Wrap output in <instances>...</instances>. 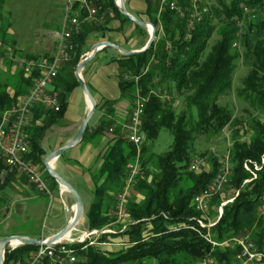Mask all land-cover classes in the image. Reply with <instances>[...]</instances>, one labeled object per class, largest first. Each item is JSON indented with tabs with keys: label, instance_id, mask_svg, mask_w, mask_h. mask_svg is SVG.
<instances>
[{
	"label": "trees",
	"instance_id": "1",
	"mask_svg": "<svg viewBox=\"0 0 264 264\" xmlns=\"http://www.w3.org/2000/svg\"><path fill=\"white\" fill-rule=\"evenodd\" d=\"M144 1V22L155 27V39L150 47L140 53L121 56L117 60L120 69L118 98L129 99L131 104L137 97L145 99L139 167L143 171L147 163L152 164L157 174L150 179L134 176L135 183L126 204L125 229L120 231L118 229L122 225L116 226L117 232L97 237V244L88 245V241L72 244L70 247L76 256L72 264H177L178 258L193 259L197 263L204 257L212 258V264H233L234 255L239 251L237 246L232 257L230 249L223 250L221 246L211 243L218 244L245 235L243 237H247L261 251L264 241V220L258 214L261 199L264 198V0H213L203 12L201 9L205 5L198 0L196 10L201 17L199 21L192 20L191 28L187 24L192 12L191 3L186 0H179V5L185 10L181 16L169 9H164L158 15L157 2ZM94 2L98 13L108 11L120 23H130L129 18L116 9L114 0ZM111 18L106 16L102 24H84L81 33L72 38L75 48L53 81L56 88L60 87L57 92L59 109L57 112L45 111L47 119L40 126L25 128L29 144L25 158L35 162L43 179L50 183L51 191L58 185L42 166L44 153L40 140L45 128L64 115L66 93L78 86L75 77L72 75L69 78L68 75L80 61L86 36L91 31L106 30L103 25ZM213 31L219 39L203 57V50ZM7 38V33L0 28V42ZM18 55L25 64L32 62L33 66L26 71L25 64L20 65L14 78L0 80V112L14 105L17 97L28 91L33 80L39 76L36 65L41 59H50L51 56L48 57L46 52L41 56L28 52H19ZM238 59L244 65H249V70L241 77L242 85L236 90L237 96L256 110L262 120L257 117L249 119L247 130L251 137L248 141L241 140L235 128L232 130L234 140L228 158L231 171L225 187L233 188L236 193L225 199L232 200L221 206V214L211 216L214 225L207 229L196 222L198 219L206 221V218L196 212L190 201L203 187H207L221 165L217 155L202 152L199 157L205 158L210 165L209 170L191 171V145L200 133L214 135L231 123L232 111L218 105L217 101L231 87L232 73ZM127 74V79H123ZM17 79L19 85H15ZM8 88L14 89L13 94L8 92ZM170 89H174L177 95H183V110L176 112L173 98L170 101L162 98L161 94L169 95ZM116 101H106L104 105L110 106ZM191 108L196 110L195 119ZM39 110L40 107L32 110L35 118H39ZM110 123L105 117L100 119L95 134L101 135ZM161 128L172 134V146L165 153L146 156L147 146L155 140ZM120 131L121 127L117 129L112 143L103 148L98 170L90 176L94 200L84 211L87 230L102 229L107 225L113 227L110 224L113 222L115 195L125 183L127 165L136 157L134 144L120 135ZM243 163L251 168L253 163L260 165L254 171L255 179L244 182L251 179V175ZM4 165V161L0 160V171ZM7 178L8 175L3 179L0 177V191L4 189ZM225 200L220 193H216L209 203L210 209L217 208ZM115 239H120L115 244L118 248H102V244L114 243L112 241ZM36 248V245L24 244L15 248L6 246L3 264H24ZM259 262L264 264V258L261 257Z\"/></svg>",
	"mask_w": 264,
	"mask_h": 264
},
{
	"label": "crops",
	"instance_id": "2",
	"mask_svg": "<svg viewBox=\"0 0 264 264\" xmlns=\"http://www.w3.org/2000/svg\"><path fill=\"white\" fill-rule=\"evenodd\" d=\"M127 2L129 10L131 12H129L128 10L126 11L131 16L138 19L140 18L145 21V1L128 0ZM98 15L102 17V20H99L97 23L100 22L102 24L103 21L106 19V16L111 18L113 13L105 11L98 13ZM90 23L94 22L83 20L80 23L79 28H81L82 31L83 25L87 24L89 26ZM103 26L106 27V30L91 31L89 35L86 36V39L84 40L85 44L83 46V48H85V51H89V49L93 48L97 41H107L110 43H114L116 44V46H119L123 50L130 51L140 50V48H142L147 42L145 33H147L148 36L149 29H145L142 26H140V28H136L135 24H133L132 22L120 23L118 19L112 17L110 21H108L107 24ZM53 32H55V30ZM53 32H51L47 36L49 43L47 42L48 44H42L43 50L41 51V54L46 52L48 57L52 54L55 48L54 39L52 38ZM107 48L110 47H106L105 49ZM105 49L98 50L94 54V57L90 60L95 61L94 63H92L90 72L85 69L86 63L84 64L81 70V79L84 84L88 86L90 90L89 93L95 102L94 111L91 119L95 115V112H99L98 118H96V120H94L91 124L89 123V120L91 119H89L86 124V130L84 132V135H82L81 139L79 140L80 142L76 143L71 149L62 152L59 157L50 164L51 168L56 171L59 175H61L66 183L70 184L73 188L77 190L76 192L79 191L78 189L83 188L88 190L91 189L92 193L94 186L90 179V176H92L98 170L99 164L101 162L100 154L103 148L107 147L112 143V139L115 138L118 128L121 127V131L119 134L123 137L125 133H127L125 125L127 124L128 118L130 116L129 108L131 101L129 99L118 98L120 90L117 83L118 78L120 76V69L118 68L117 60H119L123 55H121L114 47L110 48L111 50L113 49L116 52L112 55L103 52ZM30 51L32 50H29L27 52L30 53ZM41 54L39 55L41 56ZM65 63L61 64L58 71L61 70V68H64ZM14 77L15 75L12 78ZM17 84L19 85L18 79L15 80V85ZM52 86L54 91L60 89V87L56 88L54 84H52ZM79 88L80 87H74L70 93H66L65 99L67 102V107L65 108V111L63 113L64 115L45 128L44 135L40 140L41 147L43 149L42 151L44 153V158L47 153H51L54 150H58L59 147L66 145L68 141L73 137V135L78 132L80 128L79 126L84 117L86 116V112L88 110L89 105L88 99H86V97H84L81 92L82 97L84 99L82 108L78 109V112H69V107L72 106L70 103L71 101L75 100L74 97L76 96L77 89ZM8 92L10 94H13L14 89L8 88ZM114 99L117 100L114 104L110 106L104 105L106 101H113ZM35 107H40L41 109V111L39 110L38 112L39 118H35L34 112L32 111L34 108H32V119L28 123L26 128L30 127V125L40 126L42 122L46 121L47 119L46 114H44V112H50L48 111V109H46L40 104H37ZM104 117L109 119L111 123L110 125H108L106 131L101 133V135H97L95 134V130L97 128L96 126L98 125L100 119H103ZM6 175H8L9 178L5 180L4 189L0 191V239L6 237V235H24L25 237L33 239L46 238L51 234L53 235L61 231L63 226L69 220H71L74 214L73 198H71L68 192H66V190L59 185L57 187H54V190L51 191V185H49L50 183L46 179L47 185L49 186L53 197L55 195V198L57 199L50 208L51 212L53 213V217L55 218L56 223L58 225H50V228L48 229V234L43 235L41 233L39 237L35 235L33 236V234L29 235L25 233H10L9 231L11 229L9 228L17 226L19 222L31 220L35 217L37 219L39 218V216L36 214L37 206L39 205L37 199L43 196L42 194H38L36 189L31 190L30 185L26 183V178L22 175H18L12 171H8L4 176ZM8 201H11V203H9ZM84 211L85 210L82 209L83 215L81 219L77 221V223L80 224L82 223L81 221H83L84 226H86V217ZM258 214H260L264 220L263 204L262 206L259 205ZM241 237L246 238L243 236ZM262 242L263 243L261 250H264V241ZM219 246H221L223 250H225L224 248L230 249L232 251L233 257L235 252L234 245L228 243L226 244V246ZM262 258H264V256ZM210 259L212 263H214L213 259ZM260 259L252 261L247 260L245 262H236V260L234 259L233 262L239 264H260Z\"/></svg>",
	"mask_w": 264,
	"mask_h": 264
},
{
	"label": "built area",
	"instance_id": "3",
	"mask_svg": "<svg viewBox=\"0 0 264 264\" xmlns=\"http://www.w3.org/2000/svg\"><path fill=\"white\" fill-rule=\"evenodd\" d=\"M63 19L60 26L53 32L52 38L54 39L55 48L52 52L50 59L43 58L36 65L39 72V76L33 80L28 88V91L18 96L14 105L7 109H3L0 112V160L4 161V168L0 171V177L3 179L4 175L8 171H13L18 175H22L26 179V183L33 186L38 194L48 195L50 197V189L47 185V181L43 179L41 171L35 165V162L25 158V155L29 151V144L26 141L25 127L32 119L31 110L37 104L44 106L50 112H57L60 106L57 92L53 90V80L58 75V69L61 64L67 62L70 59V52L75 48L72 38L78 36L81 33L79 28L80 23L83 20L93 21L97 23L102 20V17L98 15V8L95 5L94 0H63ZM157 2L158 15L164 10L169 9L176 11L181 15L184 14V9L179 5V0H149ZM191 3V14L188 18V27H192V20L199 19L200 12L196 10V3L198 0H186ZM115 7L120 6L119 0H114ZM264 12V6H263ZM25 62L20 60V65H24ZM32 62H27L24 66L26 71L31 70ZM129 74L125 75L123 79H127ZM156 80V79H155ZM154 80V81H155ZM145 102L144 98L137 97L130 105V117L128 123L125 125L127 133H125V139L134 144L136 157L133 161L127 165L128 175L125 179V183L120 189L116 197V202L113 206V222L122 225L120 230H124L127 222V210L126 204L130 198V190L134 185V176L138 175L141 167H139L140 153L139 147L143 144L142 139V108ZM111 131V130H110ZM262 163V159H260ZM248 163H250L248 161ZM201 164V159H194L190 162V169L193 172H198ZM248 173L251 175V179H246L244 182H249L255 179L254 171H257L260 165L253 163L251 168L247 163H243ZM231 171V164L225 161L221 164L219 171L215 173L212 181L203 187L202 190L195 195L190 203L192 207L203 216L209 212V203L212 200L213 194L228 183L229 175ZM222 203L221 205H223ZM220 205V206H221ZM221 214L220 211L218 212ZM218 214V215H219ZM200 227H206L209 229L214 225L207 221L198 219ZM113 229L109 225L104 226L102 229H90L85 232L79 233L76 238L68 237L61 242L55 241L53 245L40 246L34 249L29 254V258L24 264H72L76 261L72 244L76 242L84 243L88 241V245L93 243L97 244L96 238L104 233L112 234ZM206 236H208L206 234ZM209 238V236H208ZM231 243L239 248L236 251L234 258L238 262H245L247 260H257L264 256V250L258 251L254 248L251 241L246 237H232L229 241L219 242L216 244L212 242V245H222ZM198 264H212V261L208 257H204Z\"/></svg>",
	"mask_w": 264,
	"mask_h": 264
},
{
	"label": "rangeland",
	"instance_id": "4",
	"mask_svg": "<svg viewBox=\"0 0 264 264\" xmlns=\"http://www.w3.org/2000/svg\"><path fill=\"white\" fill-rule=\"evenodd\" d=\"M127 1L128 0H124L125 2L124 7L126 10L131 12L129 10ZM201 1L203 2L201 4L205 5V7L203 6V8L201 9L202 12L204 11V9L207 10V6H209V4L213 2V0H201ZM225 1L229 2L230 0H225ZM63 8H64L63 0H0V28L2 29V31L7 33V37H8L7 39L4 40V42H0V80L12 79V77L15 75L14 73L16 72V69L20 68V60L23 59H21V57L18 55L19 52L25 53L29 50H32L30 51V53H32L33 55L41 54L44 43L45 44L49 43L47 36L54 30H56L60 26V23L62 22ZM116 9L118 10V8ZM147 29H149L148 31H150L149 27H147ZM145 35L147 39L148 38L147 33H145ZM218 39L219 37L216 35L215 31H213L210 35V39L207 45H205V48L203 50L204 52L203 57H205L209 53L208 51L210 50L211 45L216 43ZM14 48H16L17 51L14 50ZM105 48L106 47H100L98 50ZM84 49L85 48H83V50L81 51L80 61L84 59L85 55L89 53L92 48L89 49V51L88 50L85 51ZM103 52L108 53L109 55L116 53L115 50L113 49L111 50L110 48L105 49ZM94 62L95 61H90L86 63L85 69L90 72L92 63ZM235 65H236V69L234 73H232L231 87H229V89L227 90L226 95L221 96L217 101L218 105L229 108L232 111L233 115H232V121H230L231 123H229L219 133L218 132L214 133V135L200 133L197 136L196 140L193 142V145H191V151L193 154L192 160L201 159L199 171L201 169H205V171H208L210 168V165H208L205 158L202 159V157L201 158L199 157L200 153L205 152V153H209V154L212 153L214 155H217L221 165L223 162L228 161L229 158L230 145L231 143H233L234 140V136L232 135V130L235 128L241 140L243 139L248 141L251 137L250 132L247 130L248 129L247 123L249 119L257 117L258 119L262 120L260 114L256 110L255 111L252 110L243 101L244 99L238 97L236 93L237 88H239L242 85L241 77L248 72L249 65H244L241 59H238ZM74 69L75 67L71 69L70 74L68 75L69 78L72 75L74 76ZM77 87H79V85ZM56 92H58V90ZM81 92L82 91L80 88L77 89L76 96L74 97L75 100L71 101L70 103L72 105L71 107H69L70 113H74L75 111L78 112V109L82 108L84 99L82 97ZM161 96L166 101H170V99L173 98L172 104L174 105V109L176 110V112L183 110L184 97L183 95L181 96L177 95L174 89H170L169 95L163 93L161 94ZM191 109H192L191 113L193 115L192 117L193 119H195V117L197 116L196 110L194 108ZM98 114L99 112H95L93 118L89 120L90 124L93 123V121L96 120V118H98ZM172 141L173 138L170 131L161 128L157 132L155 140L149 143V145L147 146L146 156L148 155L157 156L158 154L165 153L166 151L169 150L170 146H172ZM156 174H157L156 167H154L152 164L147 163L144 166L143 171L140 170L138 176L141 177L142 179H150L153 175ZM225 186H222L215 192V194L220 193L221 198L224 200L226 198H230L234 193H236L234 192L233 188H228ZM30 189L34 190L35 188L33 186H30ZM78 190L79 191L77 192V194L78 197L81 199L82 209L85 210L86 207L94 200V197L91 193V189L88 190V189L80 188ZM215 194H213V196ZM42 196L43 197H39L37 199L39 205L37 206L36 214L39 216V218L37 219L35 217L31 220H25L24 222L23 221L19 222L17 226H13V228L11 227L9 228L11 229L9 231L10 233L13 234L25 233L29 235L33 234V236L35 235L39 237L41 233L43 235L48 234V229L50 228L49 227L50 225L55 226L57 224L50 208L52 204L55 203V201L57 200L55 198L56 196L54 195L53 197L52 193L50 194L51 199L48 195H42ZM140 199L141 197L138 198V200ZM231 200L232 199L225 200L224 202L219 203L217 208H213V209L209 208V212L206 213L205 215L207 221L212 223L211 216L220 211V207L222 206L221 205L222 203L225 204L227 202H230ZM8 202L11 203V201ZM262 204L264 205V198L261 199L260 206H262ZM221 213H222V207H221ZM81 222L82 223L80 224L77 223L76 225L77 227H75V229L70 234H65L57 242H61L63 239H67L70 236L76 238V236H78L79 233L87 231L83 221ZM110 225L113 226L110 228L113 229L114 230L113 233H115L117 232L115 227L120 224L112 222ZM43 239L45 238L39 240H43ZM119 240L120 239H115V241H112L114 243L102 244V248L106 247L109 248V250H115L116 248H118V246L115 244H118ZM11 243H12L11 245H7V246H10V248H15L16 246H18V243L16 241H13ZM120 264H132V263L121 262ZM177 264H198V262L196 263L193 259L189 260L188 258H182V259L178 258ZM233 264H239V263L233 262Z\"/></svg>",
	"mask_w": 264,
	"mask_h": 264
},
{
	"label": "water",
	"instance_id": "5",
	"mask_svg": "<svg viewBox=\"0 0 264 264\" xmlns=\"http://www.w3.org/2000/svg\"><path fill=\"white\" fill-rule=\"evenodd\" d=\"M120 6L118 7L119 13H121L123 16H127L129 18V21L132 22L133 24L137 25V26H142L145 29H147V26L150 27V31L148 33V38H147V43L146 45H144V47L140 48V50H136V51H130V50H123L121 49L119 46H116V44L114 43H110L107 41H97V43L93 46V48L90 50L89 53H87L84 57L83 60H81L80 62H78V64H76L75 66V81L77 83V85H79L82 94L84 95V97H86L87 99H89L90 104L88 105V110L86 112V116L84 117V119L82 120L81 124H80V128L78 130V132H76V134L73 135V137L68 141V143L64 146L59 147L58 150H54L51 153H47L45 155V158L43 160V168L45 171H47L50 175V177H52V179L55 181V183L61 187H63L66 192H68V194L71 196V198H73L74 201V214L71 218V220H69L62 228L61 231H59L56 234H51L49 235L47 238L43 239V240H39L38 238H28L25 237L24 235H6V237H3L0 239V264H3L4 262V257H3V252L6 249L7 245H11V241H16L18 243V245L20 244H24V245H31V246H48V245H53V243L55 241H58L59 239L62 238V236L64 234H70L74 229H75V225L77 223V221L79 219H81L83 212H82V202L81 199L78 197L77 194V190L75 188H73L70 184L66 183L64 181V179L62 178L61 175L57 174L56 171H54L50 164L59 157V155L68 150L71 149L76 143H79L82 135H84V132L86 130V124L87 121L89 119H91L92 115H93V111H94V106H95V102L94 99H92L90 93H89V88L86 84H84V82L82 81V77H81V70L84 66L85 63H87L88 61H90L93 57L94 54L96 53V51H98V48H100V46L102 47H114L121 55L126 56V55H135L140 53L142 50L147 49L148 47L151 46V44L154 42V37H155V27L152 26L150 23L148 22H144V20L142 19H138L135 18L133 16H131L125 9L124 5L125 2L124 0H119Z\"/></svg>",
	"mask_w": 264,
	"mask_h": 264
},
{
	"label": "bare ground",
	"instance_id": "6",
	"mask_svg": "<svg viewBox=\"0 0 264 264\" xmlns=\"http://www.w3.org/2000/svg\"><path fill=\"white\" fill-rule=\"evenodd\" d=\"M198 21H199V20H198ZM199 23H200V22H199ZM147 27H149V26H147ZM149 28H150V27H149ZM100 47H102V46H100ZM98 49H99V48H98ZM86 99H87V98H86ZM88 102H89V99H88ZM89 104H90V102H89ZM64 235H65V234H64ZM64 235H63V236H64ZM11 242H13V241H11ZM73 252H74V251H73Z\"/></svg>",
	"mask_w": 264,
	"mask_h": 264
}]
</instances>
